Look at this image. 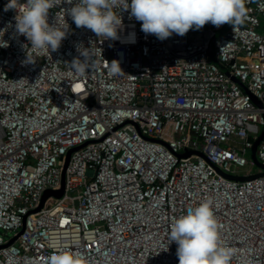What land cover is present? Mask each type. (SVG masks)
I'll return each mask as SVG.
<instances>
[{"label":"built area","instance_id":"obj_1","mask_svg":"<svg viewBox=\"0 0 264 264\" xmlns=\"http://www.w3.org/2000/svg\"><path fill=\"white\" fill-rule=\"evenodd\" d=\"M7 2L0 264H48L61 249L88 264H179L171 224L208 200L231 264H264V174L241 171L264 127V0H247L240 25L209 23L164 41L122 12L121 36L135 31L136 43L102 42L56 0L49 20L69 23V34L56 52L31 51L32 64ZM79 44L96 54L83 76L69 67ZM114 59L122 75L109 72ZM256 154L264 163V138Z\"/></svg>","mask_w":264,"mask_h":264},{"label":"clouds","instance_id":"obj_2","mask_svg":"<svg viewBox=\"0 0 264 264\" xmlns=\"http://www.w3.org/2000/svg\"><path fill=\"white\" fill-rule=\"evenodd\" d=\"M64 3L71 5L66 15L76 28L90 30L102 42L136 43L135 31L124 38L121 36L122 12H128L129 19L140 22L146 36L153 35L160 41L173 35L184 36L189 30H199L209 23L216 27L224 24L235 27L247 16V0H64ZM55 7L56 0H8L4 5L5 12L16 10L18 13L15 33L26 37L25 63L37 61L30 55L31 51L56 52L67 38L69 23L62 24L57 18L54 23L49 20L50 10ZM7 46V41L0 43V47ZM77 51L79 55L69 62V67L83 76L94 67L96 54L91 46L82 47V44L77 45ZM108 70L113 75L124 72L118 59L110 62ZM169 241L177 244L179 264H231L234 256L233 248L222 242L211 200L174 219ZM48 264H88V260L80 251L61 249L49 257Z\"/></svg>","mask_w":264,"mask_h":264},{"label":"water","instance_id":"obj_3","mask_svg":"<svg viewBox=\"0 0 264 264\" xmlns=\"http://www.w3.org/2000/svg\"><path fill=\"white\" fill-rule=\"evenodd\" d=\"M253 100H254L257 104L261 105L260 101H259L258 99H256L255 97H253ZM263 138H264V127H263L262 132H261L260 135L258 136V138H256V139L251 138V141L254 142L253 147H252V149H251V158H252V161H253L254 163H256V164L259 166V168L262 170V172H260V173L257 174V175L264 174V163L261 162V161L258 159L257 154H256L257 147H258L259 143L262 141ZM76 149H78V148H76ZM71 152H72V150L68 153V158H69ZM257 175H253V176H237V175H231V174H228V177H230V178H232V179H237V180H244V179H247V178L255 177V176H257ZM50 193L55 194V195H57V196H60V195L63 193V188L60 189V190H56V191H50V192L46 193L45 197H46L47 195H49ZM45 197H44V198H45ZM21 231H22V230H21ZM14 240H15V238L11 239L9 243L13 242Z\"/></svg>","mask_w":264,"mask_h":264},{"label":"rangeland","instance_id":"obj_4","mask_svg":"<svg viewBox=\"0 0 264 264\" xmlns=\"http://www.w3.org/2000/svg\"><path fill=\"white\" fill-rule=\"evenodd\" d=\"M262 32H264V21H263V27L260 29ZM248 158H250V160L252 161V158H251V152L250 154H248ZM248 169H251L252 172L256 173L258 171H260L261 169L259 168V166L254 163L252 161V163H250V165L246 168H243V170H241L242 172H245V171H248Z\"/></svg>","mask_w":264,"mask_h":264},{"label":"crops","instance_id":"obj_5","mask_svg":"<svg viewBox=\"0 0 264 264\" xmlns=\"http://www.w3.org/2000/svg\"><path fill=\"white\" fill-rule=\"evenodd\" d=\"M230 24H224V25H222L220 28H221V30L220 31H223L226 27H228Z\"/></svg>","mask_w":264,"mask_h":264},{"label":"snow or ice","instance_id":"obj_6","mask_svg":"<svg viewBox=\"0 0 264 264\" xmlns=\"http://www.w3.org/2000/svg\"><path fill=\"white\" fill-rule=\"evenodd\" d=\"M80 86L79 85H77V88H79Z\"/></svg>","mask_w":264,"mask_h":264}]
</instances>
